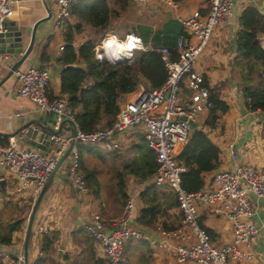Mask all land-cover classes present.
Here are the masks:
<instances>
[{
    "label": "crops",
    "instance_id": "obj_1",
    "mask_svg": "<svg viewBox=\"0 0 264 264\" xmlns=\"http://www.w3.org/2000/svg\"><path fill=\"white\" fill-rule=\"evenodd\" d=\"M46 1L52 9V19L38 27L33 52L19 70L34 67L48 68L51 73L48 93L50 98L54 99L64 97L61 94V76L65 64L61 54L63 51L59 48L61 45H67V31L73 32L76 49L95 37L102 41L106 32L99 36V29L86 24L82 26L80 32H76L79 20L75 16L66 20L63 28L59 27L54 30L57 23L56 0ZM108 1L110 3V0ZM207 5L208 0H184L176 2L175 6L162 0H145L143 3H136L137 14L140 9L146 11L150 8L153 15H143L144 17L138 15L135 22L137 24L139 19H145L156 29L168 17L177 20L178 17L188 15L197 8L205 11ZM248 6H255L264 12V0H234L230 24L216 30L206 51L196 63V69L205 75L211 90L229 105L228 112L221 115L215 127L205 126L209 110L197 121V127L203 129L220 149L219 169L205 175L204 187L211 185L217 171L233 166L226 151V144L230 141L237 143L241 154L240 162L247 166L264 167V112L248 109V101L243 95L242 86L233 69L234 60L238 55L237 34L241 28L240 16ZM16 8L18 15L12 20H15L26 32V49L30 44L34 24L47 16V11L43 0H18ZM112 18L111 22H113ZM136 24H133L127 32L120 33L118 27L110 23L108 30L115 31L121 37L129 31L140 34ZM54 33H57L59 37L58 42L54 40ZM260 40L264 47V34L260 35ZM148 46H152V41ZM43 53H45L46 60H42ZM10 67L11 64L0 61V82L7 75ZM86 84H91V82L87 80ZM143 87L145 88L141 85L136 91L122 96L120 107L134 101ZM17 90L18 80L15 73L0 85V146L3 147L8 146L12 133L44 113L35 102L20 97ZM103 124L102 127H106ZM61 135L66 137L72 135V125L69 122L62 127ZM116 138L121 143L118 149L109 150L101 144H80V164H82L83 171H95L97 178L95 183L91 182L88 185L87 192L80 191L70 176L72 155H68L61 164L33 223L28 249V264H105L103 249L85 231L84 225L96 215H100L108 224L107 229L110 230L114 223L123 216L125 206L130 199L135 201V207L129 223L139 229H149L152 232L158 230L147 227L138 220L141 210L146 208L142 194L153 184L154 175L142 180L125 170L127 164H131L142 155L141 146L147 143L145 130L142 126L129 128L125 132H120ZM25 139L24 133L16 136L18 147L33 148L25 142ZM50 147L48 146L47 149ZM69 147L70 145L67 148ZM38 150L48 158L54 157L53 152ZM127 152L131 153L129 157H126ZM0 167L3 166L0 165ZM119 171L125 173L123 190L119 185L120 179L117 177ZM8 173L13 175L7 174L11 176V180L16 179L13 172L8 171ZM0 180L6 181L5 190L2 189L3 197H0V247L25 253L29 216L35 203L33 194L30 188H26L19 192L24 194L13 196L8 190V179ZM257 205L259 210L257 221L264 223V199L258 201ZM216 207L200 204V223L211 231L212 240L216 244H228L232 239L231 223L226 217L214 212ZM174 211L180 213L179 208ZM13 227L15 230L11 232ZM44 227L46 232H42ZM6 238L11 239V242L3 243ZM44 239L50 247L46 250H44ZM252 251L256 259L255 264H264V233L261 232ZM130 253L133 255L132 260L129 258ZM127 254L130 264H177L171 250L153 248L146 241H132L128 246Z\"/></svg>",
    "mask_w": 264,
    "mask_h": 264
},
{
    "label": "built area",
    "instance_id": "obj_2",
    "mask_svg": "<svg viewBox=\"0 0 264 264\" xmlns=\"http://www.w3.org/2000/svg\"><path fill=\"white\" fill-rule=\"evenodd\" d=\"M76 1H55V18L59 27L63 28L66 20L73 16L72 5ZM131 1L143 3L145 0ZM162 1L176 5L174 0ZM16 3L18 0H0V38L8 31L6 22L18 15ZM233 4L234 0H208L205 11L197 8L188 15L178 17L187 35L178 36L173 49L166 45L148 46L135 31H129L121 37L115 31L107 30L99 49L100 56L105 57L110 64L131 63L136 51L151 50L161 55L167 68L164 84L152 90L143 87L134 101L120 107L110 127L83 131L75 120L68 99L50 98L48 88L51 73L48 68L34 67L15 72L18 95L35 102L43 112L53 113L56 119L55 130L62 129L65 121L76 125L75 135L66 137L60 133L51 136V144L54 146L52 158L36 148H19L16 136L9 137L8 146H0V165L16 175L18 192L30 188L36 201L69 145H73L70 152L73 158L70 176L80 191L87 192L89 188L80 164V144H101L109 150L118 149L121 143L116 137L120 132L142 126L147 144L156 154L157 168L153 183L170 185L178 193V208L183 214V222L180 228L173 231L157 228L152 232L132 226L129 220L135 207L133 199L127 202L123 216L110 230L100 215L87 221L84 229L103 249L105 264H130L126 247L132 241H146L153 248L171 250L177 264H255L252 249L261 232L264 233V223L257 221V202L264 199V167L247 166L240 162L237 143L230 141L226 144V151L233 166L217 171L210 186L191 192L182 184V173L186 168L178 159L181 148L193 131L189 120L197 123L213 107L211 88L205 75L196 69V63L216 30L230 24ZM129 37L137 38L131 41L134 47L120 52L121 59L110 62L103 47L105 42L115 38V48L118 44L128 43ZM59 49L63 51L64 45ZM3 58L0 54V61ZM184 86L190 91L184 95L189 100L185 103L180 102L178 97ZM202 203L217 206L214 212L230 221V243L216 244L200 223L199 205ZM42 232H46L45 227ZM25 261L24 251L16 252L0 247V264H25Z\"/></svg>",
    "mask_w": 264,
    "mask_h": 264
},
{
    "label": "trees",
    "instance_id": "obj_3",
    "mask_svg": "<svg viewBox=\"0 0 264 264\" xmlns=\"http://www.w3.org/2000/svg\"><path fill=\"white\" fill-rule=\"evenodd\" d=\"M114 1L123 11L129 7L130 0ZM174 1L178 3L184 0ZM117 13L108 0H77L72 5V15L79 20L76 32H80L86 24L99 29V36H102L110 27L113 14ZM240 25L237 34L238 55L233 64L234 73L248 101V109L264 112V47L260 40V35L264 34V12L255 6H248L241 13ZM136 27L145 44L148 45L152 41L155 47L166 45L173 49L177 37L187 35L183 25L170 17L162 21L156 29L145 19H139ZM66 39L61 94L68 99L74 110L75 120L83 131L102 128L103 123L106 127L112 126L120 110L122 96L136 91L141 85L147 90L159 88L166 81L167 68L156 51H136L131 63L112 65L105 57L97 58L101 55V41L98 37L84 42L78 49L74 46L73 32L67 31ZM42 60H46L45 53ZM70 64L77 66L67 67ZM87 80L91 84H86ZM211 94L213 107L205 120V126L210 128L215 127L221 115L229 110V105L219 99L217 93L211 90ZM141 148L142 155L135 159L132 165L127 164L125 170L146 180L156 172V154L147 143ZM219 158V147L203 129L194 128L178 156L186 168L182 173L183 186L191 192L201 190L205 186V175L219 169ZM81 169L83 171L82 166ZM83 173L87 185L97 180L95 171L85 170ZM124 175L122 171L117 173L122 190ZM142 199L146 208L141 210L139 223L166 231L180 228L183 214L174 211L179 207V197L173 187L153 183L142 194ZM14 230V227L11 228V232ZM207 231L212 234L209 229ZM46 241L44 239V250L50 248ZM10 242L11 239L8 238L3 240V243Z\"/></svg>",
    "mask_w": 264,
    "mask_h": 264
},
{
    "label": "water",
    "instance_id": "obj_4",
    "mask_svg": "<svg viewBox=\"0 0 264 264\" xmlns=\"http://www.w3.org/2000/svg\"><path fill=\"white\" fill-rule=\"evenodd\" d=\"M44 1V5L47 11V16L39 19L36 21V23L33 26L32 34H31V40L28 47L25 49L26 46V32L23 28L20 27L19 24L15 20H9L6 22L8 26V31L1 35L0 38V54L4 56L3 63L5 64H11V67L7 73V75L1 80L0 85H2L6 80H8L11 76L14 75V73L19 70V68L30 58L34 45L36 42V34L38 27L51 20L53 16L52 9L50 8L48 2L46 0ZM135 29V28H133ZM70 66H77L76 64H70L67 65V67ZM186 118H184L185 120ZM66 122H69L72 125V135L76 134V125L74 122L71 121H65L62 123L64 124ZM191 126L194 128H197V123L193 120H189ZM56 125V119L55 115L53 113H47L44 112L41 115H39L37 118L32 119L29 121L26 125H24L21 129L17 130L15 133H12L11 136H19L22 133L26 136L25 142L31 145L33 148L40 149L43 151L48 150L49 153L52 151L51 144V136L55 134H60L62 129L55 130L53 126ZM73 144V143H72ZM48 146H52L49 149ZM73 145L69 147V149L66 151L64 156H62L55 167V169L51 172L49 179L45 183L43 189L41 190L40 194L38 195L34 205L32 206V210L29 216V222H28V229H27V237H26V244H25V254H26V261L25 264H28V249H29V243L33 228V223L37 214V211L42 203V200L48 191V189L51 187L55 175L61 166V164L64 162V160L70 155L71 149ZM0 184L2 186V189L5 190V180H1Z\"/></svg>",
    "mask_w": 264,
    "mask_h": 264
},
{
    "label": "rangeland",
    "instance_id": "obj_5",
    "mask_svg": "<svg viewBox=\"0 0 264 264\" xmlns=\"http://www.w3.org/2000/svg\"><path fill=\"white\" fill-rule=\"evenodd\" d=\"M109 4L114 10L118 11L117 14H113V18H112L113 22H111V24L112 25L114 24L115 27H118L120 33L127 32L131 28V26L133 24H136L135 21H136L138 15L141 16V17H144L143 15H148V14L149 15H153L151 13L152 10L150 8H147L146 11H144V9H140L138 14H136L137 13V8L135 6L136 3L131 1V0H130V3H129V7L125 11L120 9V7L118 5H116L113 0H110ZM151 17L152 16H150V18ZM57 28H59V26L56 23L55 26H54V30H57ZM53 37H54V40L56 42L59 41L58 40L59 37H58L57 33H54ZM74 46H75V44H74ZM61 54L64 55V52H61ZM199 58H198V60H199ZM198 60H197V62H198ZM189 93H190L189 89H187V87L184 86L181 89V91L179 92V94H178L179 101L180 102H184V103L189 101L187 97H184L185 94H189ZM125 131H127V130H125ZM84 155H85V153H84ZM130 155H131V153L127 152V156L126 157H129ZM81 166H82V164H81ZM8 171H10V170L9 169H5L3 167H0V179H2V178L8 179V190H10V192L13 194V196H20V195L24 194V193H19L18 192V190H17V187L19 186L18 179L16 178L14 180H11L12 179L11 176H13V175L8 173ZM7 174L11 175V176H8ZM10 181L13 184H11ZM105 185H106V182L104 183V187H105ZM3 192L4 191L2 190V186L0 184V197H3V195H2ZM130 243L127 244L126 251H128V246L130 245ZM129 258H131L130 260H132V258H133V255L131 253L129 254Z\"/></svg>",
    "mask_w": 264,
    "mask_h": 264
},
{
    "label": "clouds",
    "instance_id": "obj_6",
    "mask_svg": "<svg viewBox=\"0 0 264 264\" xmlns=\"http://www.w3.org/2000/svg\"><path fill=\"white\" fill-rule=\"evenodd\" d=\"M137 39L134 37H129L128 43L118 44L115 48H113V45L116 44L115 38H110L105 42L103 45L105 49V54L110 62H114L115 60L121 59V56L119 55L120 52L124 51L125 49H132L134 47V44L131 43L132 40ZM130 54V53H128ZM98 59H103L104 57L99 56Z\"/></svg>",
    "mask_w": 264,
    "mask_h": 264
}]
</instances>
